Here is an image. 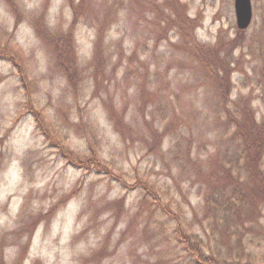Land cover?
<instances>
[{
    "label": "rangeland",
    "instance_id": "374dc122",
    "mask_svg": "<svg viewBox=\"0 0 264 264\" xmlns=\"http://www.w3.org/2000/svg\"><path fill=\"white\" fill-rule=\"evenodd\" d=\"M85 1L71 51L76 64L67 71L60 36L73 18L68 0H0L5 263L199 264L175 233L181 220L212 248L233 249L241 264H264V210L260 221L246 219L242 245L220 236L225 220H214L212 209V225L206 219L203 229L207 177L224 167L237 171L238 147L202 63L181 46L176 29L165 30L166 0ZM180 1L200 42L240 38L231 59L243 69L233 72L232 96L252 93L264 118L263 88L253 77L264 0H252L253 22L245 29L235 0ZM104 20L105 59L97 72ZM219 45L223 56L230 46ZM113 109L128 122L126 137ZM148 121L158 129L150 131Z\"/></svg>",
    "mask_w": 264,
    "mask_h": 264
},
{
    "label": "trees",
    "instance_id": "16d2710c",
    "mask_svg": "<svg viewBox=\"0 0 264 264\" xmlns=\"http://www.w3.org/2000/svg\"><path fill=\"white\" fill-rule=\"evenodd\" d=\"M73 9V18L71 21L70 31L62 33L60 38L64 41V55L67 60L66 68L70 70L76 64L74 49V31L80 18L88 10V3L85 0H68ZM140 4L141 1H138ZM168 10L162 17L165 22V30L170 28L176 29L182 37L181 46L192 52V57L202 63V69L206 74L211 86L218 93V104L227 116V124L233 130V138L238 147L237 160L240 162L239 169L234 171L233 167H224L222 172L212 170L207 177V193L205 200L207 202L203 219H200L203 229L207 231L205 220L211 224L212 211L214 210V220H225V227L222 229L220 236L228 240L231 237L239 238L242 245L245 228L249 227L247 220L260 221V216L264 210V118H259L256 109L253 106L254 96L252 93L241 95L237 98L232 96L234 83L232 79L235 70H242L243 66L237 61H233L232 54L234 48L242 45L240 38L225 40L222 38L215 44L202 43L196 36L197 22L187 14L185 5L180 0L165 1ZM101 24L99 38L97 40V49L95 59L97 61V72H100L101 59L103 57V47L100 43L105 37L106 21ZM42 30L39 27V32ZM169 36L167 33H164ZM243 35V33H238ZM259 39L261 49L256 58L254 79L256 84L263 88L264 95V19L260 27ZM223 41V42H222ZM229 45L222 49L219 44ZM240 45V46H241ZM244 46V44H243ZM252 48V42H251ZM235 63V65H233ZM71 80L76 81V75H71ZM98 83L100 82L97 79ZM76 83V82H75ZM74 83V84H75ZM111 119L114 121L117 129L126 137L127 121L124 115H120L117 109L110 111ZM150 131H155L156 126L150 121L147 122ZM156 137H153V143ZM189 159H192L188 153ZM202 167H198V170ZM201 173V172H200ZM119 208H122L123 200L118 201ZM243 209L246 210L247 218H243ZM211 212V213H210ZM183 222L178 220L175 233L178 240L185 244L188 251L196 256L199 264H241L240 259L233 256V249H229L228 254L221 251L219 243L212 248L207 243L204 236L197 229H185ZM213 227V226H212ZM215 232L212 235L215 236ZM217 234V233H216ZM218 237L216 236L215 240ZM211 246V247H210ZM207 250L209 253H207ZM245 250V249H244ZM26 253L22 255L25 257ZM0 264H6L3 260V250L0 251Z\"/></svg>",
    "mask_w": 264,
    "mask_h": 264
},
{
    "label": "water",
    "instance_id": "95a60500",
    "mask_svg": "<svg viewBox=\"0 0 264 264\" xmlns=\"http://www.w3.org/2000/svg\"><path fill=\"white\" fill-rule=\"evenodd\" d=\"M235 10L238 27L248 28L253 22L254 15L252 0H235Z\"/></svg>",
    "mask_w": 264,
    "mask_h": 264
}]
</instances>
